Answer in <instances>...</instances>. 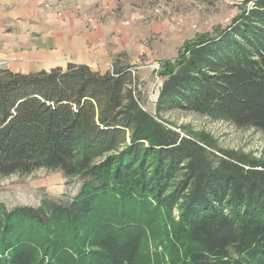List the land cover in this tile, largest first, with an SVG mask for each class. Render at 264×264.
I'll use <instances>...</instances> for the list:
<instances>
[{
  "label": "trees",
  "instance_id": "1",
  "mask_svg": "<svg viewBox=\"0 0 264 264\" xmlns=\"http://www.w3.org/2000/svg\"><path fill=\"white\" fill-rule=\"evenodd\" d=\"M160 75L152 115L118 56L105 73L0 69V175L60 168L83 181L68 203H0V264H264V162L157 117L264 131V0L185 42ZM147 235L163 252L144 250Z\"/></svg>",
  "mask_w": 264,
  "mask_h": 264
},
{
  "label": "rangeland",
  "instance_id": "2",
  "mask_svg": "<svg viewBox=\"0 0 264 264\" xmlns=\"http://www.w3.org/2000/svg\"><path fill=\"white\" fill-rule=\"evenodd\" d=\"M115 13L123 15L139 34L141 49L151 51L117 55L119 62L131 67L136 96L143 108L156 115L155 102L163 78L161 65L173 61L185 42L211 35L228 27L239 14L245 0H117ZM132 55L136 58H132ZM125 56V58H123ZM128 56V58H127ZM114 60V59H113ZM157 117L175 128L208 134L222 149L248 159L264 162V131L238 127L213 115L183 111L165 112ZM80 175L67 176L60 168L40 167L28 173L0 175V203L8 209L38 206L42 200L68 203L82 187ZM176 214V212H174ZM151 235L144 250L161 253Z\"/></svg>",
  "mask_w": 264,
  "mask_h": 264
},
{
  "label": "crops",
  "instance_id": "3",
  "mask_svg": "<svg viewBox=\"0 0 264 264\" xmlns=\"http://www.w3.org/2000/svg\"><path fill=\"white\" fill-rule=\"evenodd\" d=\"M117 3L0 0V69L28 74L72 63L105 73L117 55L146 53L126 13H115Z\"/></svg>",
  "mask_w": 264,
  "mask_h": 264
}]
</instances>
